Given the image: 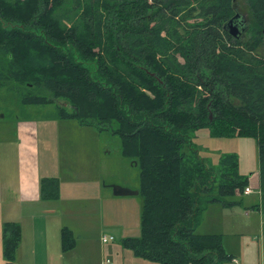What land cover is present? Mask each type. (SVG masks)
I'll return each instance as SVG.
<instances>
[{
  "label": "trees",
  "instance_id": "16d2710c",
  "mask_svg": "<svg viewBox=\"0 0 264 264\" xmlns=\"http://www.w3.org/2000/svg\"><path fill=\"white\" fill-rule=\"evenodd\" d=\"M237 13L246 18L235 36ZM3 83L24 104L56 103L61 117L101 129L117 122L122 154L141 169V232L122 239L138 256L235 258L222 233L197 229L208 204L239 202L228 197L245 194L249 176L234 153L218 166L201 158L198 129L257 139L264 211V0H0ZM58 182L42 178V192L54 185L58 195ZM3 238L13 260L20 224L4 222ZM62 241L76 245L71 228Z\"/></svg>",
  "mask_w": 264,
  "mask_h": 264
},
{
  "label": "rangeland",
  "instance_id": "374dc122",
  "mask_svg": "<svg viewBox=\"0 0 264 264\" xmlns=\"http://www.w3.org/2000/svg\"><path fill=\"white\" fill-rule=\"evenodd\" d=\"M241 11L245 12L244 9ZM67 107L71 110V106ZM24 118L37 124L42 169L49 171L48 168H52V173L62 177L61 219L63 224L75 229L79 244L75 252L64 255V260L80 263L83 256L89 255L93 264H100L103 258L110 256L112 263L133 264L134 258L145 259L125 247L122 241L126 236H137L141 232L143 197L140 193L114 194V185L130 189L140 187L141 177L138 162L122 154V139L115 132L117 122L101 129L97 123L64 118L60 116L56 103L24 104L18 90L0 84V164L11 168L18 164L21 138L17 134V125ZM193 143L200 157L212 166H218L223 156L236 154L240 172L249 176L254 188L248 194L229 196L228 199L239 201L233 206L225 207L218 202L208 204L197 231L223 234L224 245L235 258L222 264L264 261V211L256 208L262 201L257 139L213 136L205 127L196 131ZM11 175L15 179V174L11 172ZM3 177L0 176V180ZM104 232L114 235L115 239L103 242ZM85 238L91 245L85 243ZM87 245L91 247L89 250L85 249Z\"/></svg>",
  "mask_w": 264,
  "mask_h": 264
},
{
  "label": "crops",
  "instance_id": "0c3cea01",
  "mask_svg": "<svg viewBox=\"0 0 264 264\" xmlns=\"http://www.w3.org/2000/svg\"><path fill=\"white\" fill-rule=\"evenodd\" d=\"M37 132L38 127L34 120L20 119L17 125V134L21 138L18 149L19 162L12 168L0 164V176H4L0 180V264H93L89 255L83 256L80 263L77 260H64V255L71 251L75 252L79 244L76 240L73 248L67 250L63 248L62 228L64 225L71 228L74 235L75 229L71 225L63 224L61 219L62 177L52 173V168H48L49 171L42 169L39 162ZM11 172L15 174V179L12 178ZM42 178L59 180L58 195H55L57 189L54 185L48 190L45 188V193L42 192ZM6 221L17 222L22 229V240L13 260H8L4 254L3 224ZM88 240L85 238V243L89 242ZM89 245L85 249L89 250L88 248H91ZM107 258L111 259L110 256ZM107 258H103L100 264H110L106 262ZM133 261V264L158 263L139 258H134Z\"/></svg>",
  "mask_w": 264,
  "mask_h": 264
},
{
  "label": "water",
  "instance_id": "95a60500",
  "mask_svg": "<svg viewBox=\"0 0 264 264\" xmlns=\"http://www.w3.org/2000/svg\"><path fill=\"white\" fill-rule=\"evenodd\" d=\"M245 15L237 13L235 17L230 20V31L233 35H238L244 29ZM3 114H1L2 116ZM137 163V161L135 162ZM140 189H130L121 185H114V194L115 195H132L139 194Z\"/></svg>",
  "mask_w": 264,
  "mask_h": 264
},
{
  "label": "built area",
  "instance_id": "2783aa9c",
  "mask_svg": "<svg viewBox=\"0 0 264 264\" xmlns=\"http://www.w3.org/2000/svg\"><path fill=\"white\" fill-rule=\"evenodd\" d=\"M253 186H251V185H248L246 188H245V190H244V192L246 193V194H248V193H251L252 191H253ZM115 239V236L114 235H106V234H104L103 236H102V240H103V242H108V241H110V240H114ZM106 262H108V263H112V260L110 259V258H107L106 259ZM258 264H264V263H258Z\"/></svg>",
  "mask_w": 264,
  "mask_h": 264
}]
</instances>
